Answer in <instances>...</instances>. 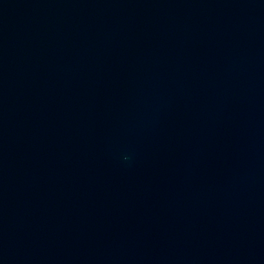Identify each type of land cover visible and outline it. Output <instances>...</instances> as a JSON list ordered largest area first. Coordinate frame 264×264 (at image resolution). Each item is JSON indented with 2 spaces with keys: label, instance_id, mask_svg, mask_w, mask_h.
Returning a JSON list of instances; mask_svg holds the SVG:
<instances>
[{
  "label": "water",
  "instance_id": "95a60500",
  "mask_svg": "<svg viewBox=\"0 0 264 264\" xmlns=\"http://www.w3.org/2000/svg\"><path fill=\"white\" fill-rule=\"evenodd\" d=\"M0 264H264V0H0Z\"/></svg>",
  "mask_w": 264,
  "mask_h": 264
}]
</instances>
